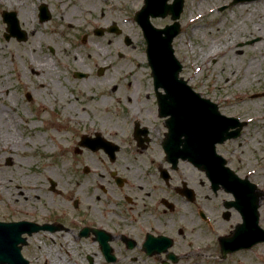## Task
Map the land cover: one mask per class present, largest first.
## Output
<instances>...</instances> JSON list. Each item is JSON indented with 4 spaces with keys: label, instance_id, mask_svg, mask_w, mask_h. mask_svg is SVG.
Segmentation results:
<instances>
[{
    "label": "rangeland",
    "instance_id": "1",
    "mask_svg": "<svg viewBox=\"0 0 264 264\" xmlns=\"http://www.w3.org/2000/svg\"><path fill=\"white\" fill-rule=\"evenodd\" d=\"M137 1L22 0L24 5L20 2L11 7L0 2V64L8 58L7 71L0 68L4 72L0 82L6 84L0 91V109L15 118L0 120V220L21 217L25 197L33 202L39 196L44 209L74 199L75 182L80 184L78 198L85 191L96 194L98 184L72 172L74 164L100 163L97 153H74L73 146L81 132L99 131L108 137L115 134L119 141L131 132L133 120H160L143 47L135 40L125 46L123 40L124 34L136 33L132 13L142 5ZM208 1H184L179 19L183 32L174 41L175 56L182 65L180 75L201 96L217 103L223 115L247 122L238 140L219 145L217 150L232 161L231 167L240 176L252 173L251 180L264 193V0L250 2L255 11L249 12L259 18L245 20L241 31L230 26L232 18L239 16L236 7L240 3L216 0L218 5L212 9ZM43 3L48 5L51 16L40 23L37 13ZM3 10L16 13L20 27L27 33L26 41L4 38L8 33L1 17ZM249 12L241 18L247 19ZM223 21V25H217ZM105 22L117 24L123 35L94 36L92 28ZM169 22L165 18L153 24ZM226 32L227 39L223 40ZM83 33L87 34L84 42ZM256 38L254 44L246 45ZM96 44L104 51L100 55L103 65L99 59H88V49ZM256 45L258 50H254ZM8 48L11 57L5 54ZM218 48L222 53L207 56ZM44 62L52 66L48 74ZM250 62L260 63L252 73L255 80L242 88L236 86L238 80L230 83L227 77L240 79ZM73 72L86 76L77 79ZM27 93L33 98L30 102ZM8 126L9 131L3 132ZM37 179L44 184L42 193L31 190ZM48 179L61 181L64 192L59 196L50 194ZM39 240L35 237L32 243ZM211 240L213 236L206 229L204 264H264V244L221 260ZM33 248L34 245L25 248V254L39 264L44 253ZM49 256L67 261L60 248H54Z\"/></svg>",
    "mask_w": 264,
    "mask_h": 264
},
{
    "label": "flooded vegetation",
    "instance_id": "2",
    "mask_svg": "<svg viewBox=\"0 0 264 264\" xmlns=\"http://www.w3.org/2000/svg\"><path fill=\"white\" fill-rule=\"evenodd\" d=\"M165 18L171 19L167 16L150 20L153 24ZM166 25L153 24L157 29ZM108 26L106 22L95 26L92 33L102 29L101 37L109 35ZM133 28L136 33L124 34V42L125 36H129L145 51L141 28L135 22ZM31 100L30 95L27 101ZM156 121L133 120L131 132L124 140L118 141L115 134L106 136L117 144L116 150L113 146L103 148L96 144L84 147L79 144V135L74 153H97L100 163L74 164L72 172L98 184L96 194L85 191L78 198L80 184L75 182L72 191L75 198L53 204L50 209L43 208L39 196L33 202L25 197L20 219L36 226L47 225V229L31 235L25 246L29 249L34 245L33 250L44 253L39 264H204L206 229L219 248L218 237L232 235L244 225L245 211L233 204L235 198L231 193L212 190L204 169L187 162L173 167L167 161L162 147L164 120ZM89 138L95 139L96 135L92 133ZM48 180L50 194L59 196L64 192L61 181L52 185ZM35 181L31 190L42 193V180ZM258 211L259 225L264 227V196ZM32 236L41 238V243L33 244ZM54 248H60L66 262L49 256ZM239 252L248 250L236 253ZM27 258L37 263L32 256Z\"/></svg>",
    "mask_w": 264,
    "mask_h": 264
},
{
    "label": "water",
    "instance_id": "3",
    "mask_svg": "<svg viewBox=\"0 0 264 264\" xmlns=\"http://www.w3.org/2000/svg\"><path fill=\"white\" fill-rule=\"evenodd\" d=\"M166 0H145V6L137 14L145 28L147 40L148 64L151 68V76L156 91L157 103L159 108V117H168L167 126L170 133L169 138L174 140L175 147H178L182 141L180 136L184 135V145L178 149L174 156V163L177 158L188 159L196 166L203 165L207 167L209 176L214 182H220L232 190L233 174L228 169H223L224 161L215 152V145L225 140L235 137L238 132H231L230 129L240 126L236 119L227 118L218 112L216 104L195 93L187 83L179 78L181 65L173 55L171 42L178 33V24L167 27L164 31H155L150 29L148 16H159L171 13L173 19H177L182 9V0H175L172 5H167ZM244 0H234V2ZM42 20L48 19L47 9L41 7ZM5 20L9 23V31L12 35H17L19 40H25V34L20 32L14 13H4ZM111 32L115 26L111 27ZM165 32L166 37H161ZM163 93L159 92V89ZM170 140V139H169ZM170 142V141H169ZM216 166V168L214 167ZM210 167L211 169H209ZM217 169V170H216ZM254 196V229L253 233L248 234L244 243L239 245L235 239L224 240L221 243L227 250L232 251L236 246L246 247L260 241H264V232L257 229V193L252 185H242ZM257 230V231H256ZM24 232L23 223H0V264H28L22 259L19 244L24 242L21 237ZM248 243V244H246Z\"/></svg>",
    "mask_w": 264,
    "mask_h": 264
},
{
    "label": "bare ground",
    "instance_id": "4",
    "mask_svg": "<svg viewBox=\"0 0 264 264\" xmlns=\"http://www.w3.org/2000/svg\"><path fill=\"white\" fill-rule=\"evenodd\" d=\"M0 2L3 3L6 6H9V7H11V6L15 5V4H18V3L20 4V2H21V5H24V3L22 2V0H17V1H13V0L12 1L11 0H0ZM142 2H143L142 0H138L137 1V4L138 3L141 4ZM208 2L210 4V7L209 8H212V9H214L218 5V1H216V0H209ZM133 6L136 7V4H134ZM198 7L201 8V3L198 4ZM206 7H207V5H206ZM252 8H253L252 7V3H250V2H242V3H240L236 7V10L239 13V16L232 18V21L230 23L231 28L241 31V28L243 27L245 20L246 21H251V19H255V18L258 19L259 18L258 15H253V14H251V12H249L250 10L255 11V9H252ZM32 12H33V10H32ZM246 12H249L250 13L249 14V17L247 19L241 18V15L243 13H246ZM31 18H32V13H31ZM26 23H28V22L26 21ZM224 23H225V21L219 22L217 25H220V24L223 25ZM256 25H258V24H256ZM255 31H257V33H258V31L261 32V30H259V29L256 30V28H255ZM227 35H228L227 32L222 35L223 40H226L227 39ZM231 44L225 46L224 48L225 49L229 48ZM6 47H8V45ZM94 47H96V48L94 49ZM94 47L92 49H90V48L88 49V53H87L88 59H94V60H98L99 59L101 61L102 65H103V61H102L100 55L103 54L104 51H103V49H99V46L97 44L94 45ZM258 49H259V45H256L254 47V50H258ZM9 51L10 50L8 48V51H5V54L6 55H9V57H11ZM220 53H222V49H219L218 48L216 50H213V51L208 52L207 53V56H211L212 57V56L218 55ZM11 59L14 60L13 56H12ZM12 62H14V61H12ZM7 63H8V58L5 57L4 60L2 61V63L0 64L1 70L3 69L4 71H7ZM44 64H45L44 66H46L44 68H45V70H46V72L48 74L50 71H52V66L48 62H44ZM257 64H260V63H257V62H250V63H248V65L246 67V70L244 71V76L243 77H241L240 79H237V77L233 78V76L232 77H227L228 80L230 81V83H233V81H237L238 80L236 86L239 87V88L245 87L246 85L250 84L253 79L255 80L254 74H252V73H254V70L257 69V66H258ZM30 65H34V63L30 61ZM196 71H197V69H196ZM3 73H4L3 71H0V75H2ZM96 82H98V81H96ZM5 88H6V84L4 82H0V91L5 90ZM240 102H244V100L241 99ZM8 112L9 111H7V110L0 109V120H15V118L12 117ZM4 131H9V126L5 130H3V132ZM2 141L5 142V143H7L8 145H11L9 142H6L4 140H2ZM26 141H28V140H26Z\"/></svg>",
    "mask_w": 264,
    "mask_h": 264
}]
</instances>
